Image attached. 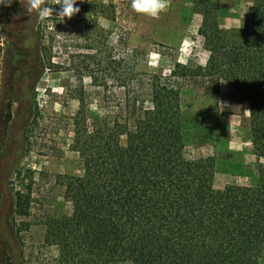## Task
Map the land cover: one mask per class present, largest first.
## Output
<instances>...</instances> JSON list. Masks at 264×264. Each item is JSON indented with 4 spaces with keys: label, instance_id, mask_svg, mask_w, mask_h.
<instances>
[{
    "label": "rangeland",
    "instance_id": "1",
    "mask_svg": "<svg viewBox=\"0 0 264 264\" xmlns=\"http://www.w3.org/2000/svg\"><path fill=\"white\" fill-rule=\"evenodd\" d=\"M256 1L167 0L165 10L151 17L134 11L131 0H76L79 11L71 18L56 11L46 18L38 15L32 42L39 53L36 74L25 73L32 62L19 59L13 75L16 67L8 53L0 55V264H69L46 240L47 231L72 211L68 177L84 172L76 123H84V114L93 128H101L106 115L123 106L125 88L117 64L124 55L145 79L153 73L169 75L178 70L176 63L187 67L188 75L178 78L185 156L214 158L215 189L258 184L259 161L241 116H226L217 141L206 137L200 117L211 106L216 122L217 114L238 111L240 104L229 105L231 90L224 85L215 103L198 80V65L210 56L199 29L210 35L207 27L217 22L224 35L235 38L250 27ZM59 3L43 0L41 7L58 9ZM9 100L11 120L4 128ZM258 264H264V255Z\"/></svg>",
    "mask_w": 264,
    "mask_h": 264
},
{
    "label": "trees",
    "instance_id": "2",
    "mask_svg": "<svg viewBox=\"0 0 264 264\" xmlns=\"http://www.w3.org/2000/svg\"><path fill=\"white\" fill-rule=\"evenodd\" d=\"M207 28L210 35L199 29L210 51L206 64L198 65L199 83L215 103L221 86L230 88L229 105L240 107L217 114L215 122L208 106L200 116L204 132L219 140L226 116L239 114L259 161L258 184L215 189L214 158L185 156L178 78L188 75L187 67L176 63L169 75L145 79L124 55L117 64L125 88L120 111L107 114L101 128L84 114V123H76L83 126L78 148L84 172L68 177L72 211L46 236L67 263L258 264L264 255V0L256 1L250 27L235 38L217 22Z\"/></svg>",
    "mask_w": 264,
    "mask_h": 264
},
{
    "label": "flooded vegetation",
    "instance_id": "3",
    "mask_svg": "<svg viewBox=\"0 0 264 264\" xmlns=\"http://www.w3.org/2000/svg\"><path fill=\"white\" fill-rule=\"evenodd\" d=\"M26 5L27 0H0V55L8 53L9 61L16 67L11 70L13 75L21 66L19 59L32 62L25 73L36 74L33 65H36L39 53L36 56L32 42L37 35L38 10L29 12Z\"/></svg>",
    "mask_w": 264,
    "mask_h": 264
},
{
    "label": "clouds",
    "instance_id": "4",
    "mask_svg": "<svg viewBox=\"0 0 264 264\" xmlns=\"http://www.w3.org/2000/svg\"><path fill=\"white\" fill-rule=\"evenodd\" d=\"M43 0H27V11L38 10V15L41 18L48 17L52 11H56L58 16L71 18L76 12L79 11L77 7H74L76 0H60V7L58 9H52L51 7H41ZM167 6V0H131V7L137 13L156 17L159 13L165 10Z\"/></svg>",
    "mask_w": 264,
    "mask_h": 264
}]
</instances>
